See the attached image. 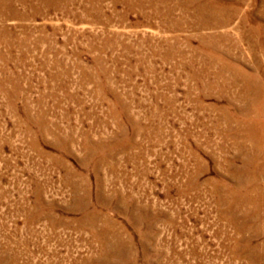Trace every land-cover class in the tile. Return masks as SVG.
Wrapping results in <instances>:
<instances>
[{
  "label": "rangeland",
  "instance_id": "1",
  "mask_svg": "<svg viewBox=\"0 0 264 264\" xmlns=\"http://www.w3.org/2000/svg\"><path fill=\"white\" fill-rule=\"evenodd\" d=\"M141 5L0 17V264H264L263 0Z\"/></svg>",
  "mask_w": 264,
  "mask_h": 264
},
{
  "label": "bare ground",
  "instance_id": "2",
  "mask_svg": "<svg viewBox=\"0 0 264 264\" xmlns=\"http://www.w3.org/2000/svg\"><path fill=\"white\" fill-rule=\"evenodd\" d=\"M123 1V0H122ZM135 1V0H134ZM138 3H142V5H144V2H148L150 3L151 5L153 6H156V3L159 1V0H136ZM16 2H19L20 4L21 3H24L25 2H31V0H0V17H4V18H7L8 16H14L17 14V10H16V7H15V3ZM59 2L60 0H39V4L46 8V9H56L58 6H59ZM91 2V1H90ZM126 3V2H125ZM129 3V2H128ZM263 3H264V0H263ZM131 5V3H129ZM167 4V3H166ZM141 5V6H142ZM148 5V4H147ZM33 6V5H32ZM137 6V5H136ZM134 6V7H136ZM160 6V5H159ZM166 6V5H165ZM207 6V5H205ZM212 6V5H211ZM264 7V5H263ZM35 8V7H34ZM38 8V7H36ZM132 8V7H131ZM138 8V7H137ZM147 8V6H146ZM154 8V7H153ZM145 9V8H144ZM158 9V8H156ZM160 9V8H159ZM202 9V8H201ZM203 9L206 10V7H203ZM202 9V10H203ZM140 10V9H139ZM157 11V10H156ZM164 11V10H163ZM219 11V10H218ZM97 12V11H96ZM154 12V11H153ZM220 13H223V11H219ZM164 14V13H163ZM197 14L199 16H201V12H198L197 11ZM162 15V14H161ZM227 15V14H226ZM237 15V14H236ZM263 15H264V8H263ZM166 16V15H165ZM211 18V17H210ZM204 20V19H203ZM221 21V20H220ZM230 21V20H229ZM219 25V24H218ZM241 30V29H240ZM243 32V31H242ZM241 32V33H242ZM216 64V63H215ZM227 67V66H226ZM234 71V70H233ZM259 78V77H258ZM251 81V80H250ZM244 87V86H243ZM227 109V108H226ZM244 111V110H243ZM225 120V119H224ZM232 124V123H231ZM262 137V136H261ZM75 138V137H74ZM53 156V155H52ZM100 160V159H99ZM98 161V160H97ZM77 175V174H76ZM229 194V193H228ZM242 212V211H241ZM101 217V216H100ZM106 220V219H105ZM73 222V221H72ZM237 230V229H236ZM127 238V237H126ZM233 242V241H232ZM192 260V259H191Z\"/></svg>",
  "mask_w": 264,
  "mask_h": 264
}]
</instances>
